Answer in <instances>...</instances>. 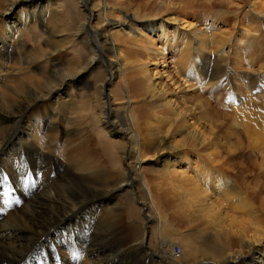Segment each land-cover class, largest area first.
Segmentation results:
<instances>
[{
	"label": "bare ground",
	"instance_id": "6f19581e",
	"mask_svg": "<svg viewBox=\"0 0 264 264\" xmlns=\"http://www.w3.org/2000/svg\"><path fill=\"white\" fill-rule=\"evenodd\" d=\"M45 1L0 0V264H264V176L245 190L234 177L236 159L218 149L220 126L230 121L264 160V121L243 133L239 112H220L205 97L223 102L218 73L229 64L221 50L227 40L205 25L208 13L188 20L194 4L154 0L108 36L93 25L103 12L80 0L89 10L74 29L81 48L67 57L52 34L44 50L51 53L39 59L21 37ZM250 21L248 34L264 46V17ZM248 46L238 47L254 53ZM95 70L105 77L102 89L116 78L118 99L132 104L125 125L109 99L102 128L109 142L78 138L63 113L78 81ZM236 95L228 97L233 107ZM226 130L238 143L237 132ZM135 195L147 212L161 211L167 231L146 213L150 225L132 224L127 234L124 209H139ZM92 222L96 229L84 232Z\"/></svg>",
	"mask_w": 264,
	"mask_h": 264
},
{
	"label": "rangeland",
	"instance_id": "374dc122",
	"mask_svg": "<svg viewBox=\"0 0 264 264\" xmlns=\"http://www.w3.org/2000/svg\"><path fill=\"white\" fill-rule=\"evenodd\" d=\"M153 1L154 0H92L90 6L96 8L99 12H103L101 18L94 20L93 25L97 26L103 33L110 36V34L119 32L121 30V26L125 23V18L127 15L135 14L137 16H142L143 5ZM183 1L190 2L196 7L195 10L185 14L186 19L191 20L194 14L199 15L201 13L207 12L208 20L207 22L205 21V25L210 26L212 23L215 24L216 28L213 31L215 38L219 39V37H222L223 35L224 39L228 41L223 44V49L221 50L222 54L225 53L229 64L227 66V70H224V74H221V72L218 73V76H222L219 82L221 84L218 83V92L222 94L221 98H223V102H215L214 98L208 93L205 95V97L212 103L214 102L217 105L220 104V112L230 114H236L239 112L240 114H238L243 120L240 122V130L241 132L246 133L249 129L247 125H253L252 122H254L256 118L259 117L264 121V46H262L261 43L258 44L257 36L255 37L254 35L248 34L249 32H255V28L252 26L253 22L250 20L253 17L256 19H261L264 17V9H260V2L262 0ZM39 5L42 7L38 9H41L44 12H39V19L35 28L33 27V29H25L24 35L21 37V41L27 44L28 49L32 52V55L36 54L35 56H38V58L41 59L43 55L51 53L50 51H48L49 53H44V50L45 47H49L48 40H50L51 35L55 34L54 38L67 47L65 49L67 57H73V53L75 54L74 48H81V39L75 36L74 29L81 26L86 15V11L89 13V10H84L80 0H47ZM104 22H110V24L105 25ZM205 25L202 24L201 26L206 28ZM88 35L91 39L92 36L89 34V32H87L86 36L88 37ZM247 35L250 37L246 38ZM250 38H252V42L250 41ZM119 42L122 44V46L125 45L123 36H120ZM247 44H249V50L250 44L255 46L254 53L257 52V54H254L253 51L250 52V54L252 53L251 55L246 51H243L244 53L240 52V48L242 49V46H247ZM238 46H240V48ZM247 54H249L252 59L248 57ZM128 56L129 58L133 59L130 53H128ZM252 56H255V58L253 59ZM243 59H245V61ZM59 60L60 62L65 61L66 57L62 56L59 58ZM106 60H109V58L107 57ZM35 63L36 61L31 65L28 64V67L30 68ZM238 65H240V67H238ZM63 67H65V65H63ZM213 69L214 71L217 70L215 67ZM97 76L98 71L95 70L88 73L85 78L78 81V88L73 93L74 102L71 101V104H68L69 107L67 106L63 113H65L66 116L68 115L66 118L67 122L70 121V125L79 131L80 136H78V138L94 140L95 136L99 134L102 139H104L106 142H109L110 140L106 138L105 134L102 132V128L104 126L103 116L109 113L107 106L109 105V99L114 103L113 108H115L114 110L117 119L123 120L125 125H130V116L127 111V107H131L132 104H128L127 102L118 99L120 96L118 94L120 88L117 86L118 79L115 78L112 84L104 90L102 89L101 79H104L105 77L103 76L98 80ZM87 84H90V86L86 87ZM230 94H237L236 97L238 101L236 100L234 103L236 107H233L227 103ZM105 100H107V104L102 106L101 103H103ZM240 107L245 108L246 110L239 109ZM229 125L230 121H227V124L224 123L220 126V129H223L221 130V133L224 135V139H221L223 144H221L222 146H220L218 149L221 152H224V150H229L228 152L231 154L230 157H234L236 159L234 177L245 190L249 191L252 189V183L256 180V178L259 176H264V160L262 159L263 155H261V148H259L258 144L251 145L246 139L243 140L237 131L238 126L231 128ZM262 128H264V126ZM226 129L231 130L232 132H237L239 135L238 136L236 134V140L238 143L234 144L233 146L231 145L232 141L234 142V139L231 137L232 135L225 136L224 131H227ZM220 137L222 138V135ZM109 157L111 159H109ZM104 159L108 160V164L105 165L107 172L108 168L111 169L110 165L112 164V156H108V158L105 157ZM229 173L232 174V172ZM126 196L125 199H127ZM135 196V205L142 210L140 211L137 209L136 212H133V203L124 209L125 216L123 219L124 223H127H125L126 225L124 226V229L127 231L128 235H133V233L129 232V226L132 224L138 225L139 228V226L143 223L142 228L144 230V224L150 225L152 222L151 215L148 216V214H146L149 213L147 212V203L143 200V202L141 201L142 198L140 195ZM150 213L154 215L152 224L158 225V231H167L168 227L163 225V223L166 222H164L161 211L159 209L156 211L153 208L150 210ZM95 229V223L92 222L90 223L88 229H84V232L88 233ZM148 232L149 231L147 230L144 236V239L147 243ZM164 247L157 246V250H160ZM180 248L178 245H174V250L179 251ZM189 258L191 262L193 256H189Z\"/></svg>",
	"mask_w": 264,
	"mask_h": 264
}]
</instances>
